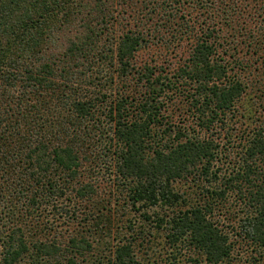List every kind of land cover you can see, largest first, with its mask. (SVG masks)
<instances>
[{
    "label": "trees",
    "instance_id": "1",
    "mask_svg": "<svg viewBox=\"0 0 264 264\" xmlns=\"http://www.w3.org/2000/svg\"><path fill=\"white\" fill-rule=\"evenodd\" d=\"M0 264H264V0H0Z\"/></svg>",
    "mask_w": 264,
    "mask_h": 264
},
{
    "label": "rangeland",
    "instance_id": "2",
    "mask_svg": "<svg viewBox=\"0 0 264 264\" xmlns=\"http://www.w3.org/2000/svg\"><path fill=\"white\" fill-rule=\"evenodd\" d=\"M123 219L125 220V218H123ZM120 226H124V227H125V225H123L122 223H120ZM139 231H140V230L137 228L136 233L138 234ZM118 232L124 234V233H125V229H123L122 231H121V230H118ZM142 241H143V240H138V242L136 243V245H137L136 248L139 247V245L142 243ZM148 244H149V243H148L147 241H144V244H143V249H144V250L148 249V247H149V246H147ZM149 248H150V247H149Z\"/></svg>",
    "mask_w": 264,
    "mask_h": 264
}]
</instances>
